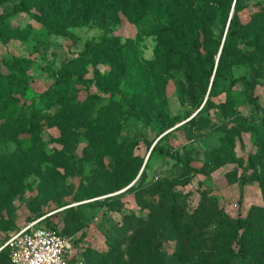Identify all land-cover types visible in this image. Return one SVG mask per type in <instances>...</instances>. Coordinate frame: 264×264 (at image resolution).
I'll use <instances>...</instances> for the list:
<instances>
[{"label":"rangeland","instance_id":"obj_1","mask_svg":"<svg viewBox=\"0 0 264 264\" xmlns=\"http://www.w3.org/2000/svg\"><path fill=\"white\" fill-rule=\"evenodd\" d=\"M235 2L0 0V250L31 219L48 216L77 241L76 264L112 252L126 227L129 254L146 258L134 264H264V76L233 53L211 90ZM240 7L245 50L259 34L254 15L264 0ZM54 15L63 35L36 18ZM77 70L85 81L41 98ZM39 123L47 126L22 132ZM143 136L203 172L151 154ZM241 165L251 173L240 204ZM184 179L174 189L177 209L163 205L161 192ZM126 215L147 223L126 226ZM239 217L253 223L246 260L229 245ZM157 249L166 255L156 262Z\"/></svg>","mask_w":264,"mask_h":264},{"label":"trees","instance_id":"obj_2","mask_svg":"<svg viewBox=\"0 0 264 264\" xmlns=\"http://www.w3.org/2000/svg\"><path fill=\"white\" fill-rule=\"evenodd\" d=\"M173 2L174 0H167L168 5L173 4ZM240 4H241V0H236L234 9L232 10V13L230 15L229 28H228L226 38L223 43L218 44L217 49H216V53L218 54L219 61H218V66L216 68L215 74L213 75L214 79L211 85L212 91L215 89L217 80L221 76V66H222L223 61L225 60V58L231 56L233 53L240 55L242 60L246 61L249 64V66L252 67V74L254 75V77L261 76L262 78L264 76V11H260L254 15V19L256 20V22L259 23L258 24L259 34L257 36H254V40L252 42L247 43V48L243 50L242 47L239 45V43H237L239 39L243 38L247 34V32L245 31V27L241 26L238 21V14L241 11ZM36 18L38 21L46 24L53 33L58 34V35L64 34V29L61 28L58 24L57 16L54 15L51 17L45 16V17H36ZM196 43L198 44V38L195 39L194 44H192L191 48L194 49L197 53H199V46H197ZM256 54H258V56H256ZM171 59L172 57H169L166 60L167 62H165V65L167 66V68H169ZM176 59H178L181 62L180 67L187 65L185 63L187 60V55L185 54L178 55ZM210 75H212V72ZM76 78L82 81H85V73L82 70H77V71H70V72L62 74V76L48 90H46L41 95V98L44 101H49L55 98H60L61 95L65 92L66 87L69 85V83L75 80ZM201 111L202 109L197 112L198 114L194 116V119L201 113ZM46 126L47 124L45 123H39V124H36L33 128L23 129L22 132L27 135H34L37 132L43 130ZM64 129H66V127ZM142 139L144 143L147 145V147L151 150V154L155 152H159L160 154H163L171 158L172 160H175L178 164L182 166L184 170H188L194 174H199L203 172L202 169L193 166L191 163L184 160L179 155H176L171 149L165 146H160L159 143H156L153 145V143L148 141L145 136H143ZM241 168H242V174H241V179H240V184H241L240 204L243 202L244 187L247 185L249 173H251L250 166L241 165ZM189 182H190V179L189 180L184 179L182 181L176 180V181L171 182L168 185V188L165 191L161 192L160 194L161 200H163V205H167L169 203V205H171V208H175L176 210L178 207L179 198L182 196L178 192H176L174 189L178 186H186ZM262 185L264 187V178L262 180ZM163 207L164 206L156 207V210L154 212L157 213L158 211H162ZM171 215L173 214L172 213L168 214L169 217H171ZM44 217L46 218L42 220V222H40V226L57 232V230L53 226H51L48 216H39V217L33 218L28 223L37 221ZM129 222L135 223L136 228L143 227V225L147 223L146 219L142 217H138L134 215H126L124 218V224L127 226ZM234 223H235V226L233 228L232 235L229 237L230 238L229 245H231L232 242L237 243L240 246L238 255L239 256L243 255L241 257L243 258V260H246L248 258V254L246 252V248H247L246 239H247V235L250 233V231L253 228L252 227L253 223L251 219L248 217H239ZM20 229H17L15 232L19 231ZM126 230H127V227L125 229L124 236H122L124 231L119 234L122 237H120L116 248L113 249L112 252L110 253L97 252L98 254H96V256L93 258L92 264H128V262L129 264H134L137 262L143 263L146 260V258H144L142 254L137 255V257L131 256L129 254L128 251L134 248L133 247L134 245L132 244L133 240L129 238ZM139 234L140 232L137 233V235ZM141 235H143V233ZM83 238H84V234L81 236L80 240ZM233 238L235 240H232ZM158 239H159L158 240L159 246L163 247V240L161 239V236H159ZM76 246H77V241H75V248ZM138 250L146 251L144 247L138 248ZM165 255H166L165 251H163L162 249H157L155 252L154 261L157 262L159 259L162 258V256H165ZM78 261H79V255L76 253L71 258L70 264H76ZM0 264H11V261L9 258V250L7 248H4L0 251Z\"/></svg>","mask_w":264,"mask_h":264},{"label":"built area","instance_id":"obj_3","mask_svg":"<svg viewBox=\"0 0 264 264\" xmlns=\"http://www.w3.org/2000/svg\"><path fill=\"white\" fill-rule=\"evenodd\" d=\"M45 218L11 234L2 248L9 250L11 264H70L75 252L74 238L41 227Z\"/></svg>","mask_w":264,"mask_h":264},{"label":"water","instance_id":"obj_4","mask_svg":"<svg viewBox=\"0 0 264 264\" xmlns=\"http://www.w3.org/2000/svg\"><path fill=\"white\" fill-rule=\"evenodd\" d=\"M197 114H198V113H197ZM197 114H196V115H197ZM196 115H195V116H196Z\"/></svg>","mask_w":264,"mask_h":264},{"label":"crops","instance_id":"obj_5","mask_svg":"<svg viewBox=\"0 0 264 264\" xmlns=\"http://www.w3.org/2000/svg\"><path fill=\"white\" fill-rule=\"evenodd\" d=\"M1 250H2V249H1ZM1 250H0V251H1Z\"/></svg>","mask_w":264,"mask_h":264}]
</instances>
